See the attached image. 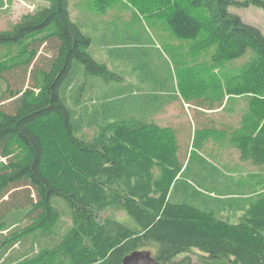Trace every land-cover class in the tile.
<instances>
[{
  "label": "trees",
  "instance_id": "1",
  "mask_svg": "<svg viewBox=\"0 0 264 264\" xmlns=\"http://www.w3.org/2000/svg\"><path fill=\"white\" fill-rule=\"evenodd\" d=\"M42 1L48 6L0 31V47L17 48L0 62V264H122L135 250L167 264H264V191L200 156L190 168L192 154L180 155L174 128L154 121L159 98L135 96L145 82L166 87L167 76L144 63L139 84L122 85L91 54L99 42L124 58L121 33H84L68 0ZM129 1L196 50L213 48L214 64L252 52L227 87L229 95H251L231 141L264 164V35L229 12L264 9V0ZM93 128L99 134L87 140L84 130ZM13 145L21 156H12ZM193 176L213 195L193 187ZM67 210L71 225L60 232ZM224 212L240 214L231 221Z\"/></svg>",
  "mask_w": 264,
  "mask_h": 264
},
{
  "label": "rangeland",
  "instance_id": "2",
  "mask_svg": "<svg viewBox=\"0 0 264 264\" xmlns=\"http://www.w3.org/2000/svg\"><path fill=\"white\" fill-rule=\"evenodd\" d=\"M68 1L71 20L79 24L84 33L98 37L108 31L109 38L114 31L121 33L116 41L120 47H125L120 50L125 55L124 58L115 57V53L111 54L109 49H103L99 42L93 45L91 54L96 61L105 63L109 70L119 73L123 78L122 85L139 84L138 78L144 77L139 65L144 63L167 76L169 82L164 88L155 90L149 81L139 84L134 92L135 96L147 97L150 94L159 98L162 106L154 121L174 128L180 155L186 156L185 160L188 161L192 154L190 168L197 166L200 156L222 175L225 174L234 181L244 180L243 183L256 188V192L264 191V164L243 157L231 141L233 130L238 128L248 111L251 95H229L227 87L232 84L229 79L249 60L252 53L250 50L238 59L214 64L211 60L213 48L196 50L199 46L195 41L178 39L169 31L170 27L163 18L141 13L129 0ZM45 6L48 4L42 0H0V31L12 30L23 18L35 14ZM229 12L239 16L244 23L258 28L264 35V9L249 4L231 6ZM204 17H207L206 12ZM125 43L127 44L124 45ZM16 54V47L2 46L0 62ZM192 67L197 71L195 75H189ZM181 74L186 75L182 77ZM98 134L99 131L95 128L84 130L87 140ZM12 151L15 154L12 156L22 154L16 145H13ZM189 179L193 187L209 192V196L213 195L211 184H205L194 176ZM54 203L56 206L62 205L59 198H55ZM69 213L68 210L64 211L60 220V232L71 225ZM239 214L224 212L219 215L223 218L228 216L234 221ZM189 255L192 262L198 261L194 253ZM182 257L184 254L178 256L177 260ZM46 264H57V261L53 259Z\"/></svg>",
  "mask_w": 264,
  "mask_h": 264
},
{
  "label": "water",
  "instance_id": "3",
  "mask_svg": "<svg viewBox=\"0 0 264 264\" xmlns=\"http://www.w3.org/2000/svg\"><path fill=\"white\" fill-rule=\"evenodd\" d=\"M122 264H167L158 262L152 256L149 250H135L127 254L123 260Z\"/></svg>",
  "mask_w": 264,
  "mask_h": 264
}]
</instances>
